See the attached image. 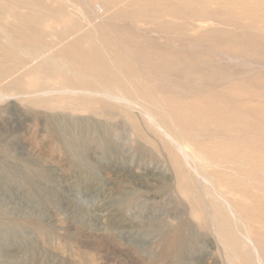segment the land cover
Wrapping results in <instances>:
<instances>
[{"label":"bare ground","instance_id":"1","mask_svg":"<svg viewBox=\"0 0 264 264\" xmlns=\"http://www.w3.org/2000/svg\"><path fill=\"white\" fill-rule=\"evenodd\" d=\"M162 1L167 5L125 3L134 19L148 12L177 17L180 22L153 21L156 32L182 43L176 50L119 26V10L98 23L92 0H0V86L26 89L13 98L48 114L105 118L106 132L119 117L135 152L162 158L172 171L166 182L193 219L179 223L184 231L179 245L195 247L198 229L223 246L228 264H264V92L190 79L212 76L207 62L192 53L201 42L263 54L264 11H257L256 0ZM118 2L104 0L108 6ZM68 6L82 17L66 13ZM143 60L153 72L132 63ZM140 73L158 79L142 81ZM168 75L190 86H168ZM25 77L32 78L31 89ZM52 78L57 86L45 89ZM3 96L0 90V100ZM51 131L60 139L57 128Z\"/></svg>","mask_w":264,"mask_h":264},{"label":"rangeland","instance_id":"2","mask_svg":"<svg viewBox=\"0 0 264 264\" xmlns=\"http://www.w3.org/2000/svg\"><path fill=\"white\" fill-rule=\"evenodd\" d=\"M125 1L131 0H120L117 6L92 0L93 16L105 22L119 10V26L136 28L170 51L183 47L171 35L156 32L153 22H180L177 17L148 12L135 20ZM156 1L142 3L167 5ZM262 2L254 3L260 14ZM65 12L82 17L71 6ZM205 44L191 54L207 62L212 76L194 75L191 80L203 86H257L264 92V52L239 54L229 50L233 44L228 50ZM132 63L147 72L146 61ZM154 74L155 80L145 74L139 80L154 84ZM173 79L166 77L168 86L176 84ZM24 80L31 89L32 78ZM188 81L175 86H190ZM58 82L49 79L45 89ZM0 90L7 95L0 100V264H228L223 246L210 233L195 229L201 243L197 240L188 249L179 245L184 234L179 223L193 219L185 200L167 183L172 171L162 158L151 160L135 152L128 126L119 117L110 120L113 127L106 132L105 118L48 114L13 98L26 89ZM53 127L60 139L53 137Z\"/></svg>","mask_w":264,"mask_h":264}]
</instances>
